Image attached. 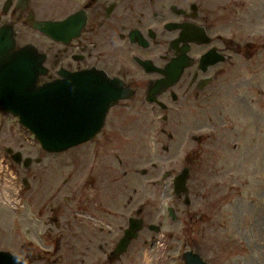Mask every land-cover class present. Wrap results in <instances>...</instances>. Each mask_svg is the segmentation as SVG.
I'll list each match as a JSON object with an SVG mask.
<instances>
[{
    "label": "flooded vegetation",
    "instance_id": "af4514ba",
    "mask_svg": "<svg viewBox=\"0 0 264 264\" xmlns=\"http://www.w3.org/2000/svg\"><path fill=\"white\" fill-rule=\"evenodd\" d=\"M32 6L0 0V29L12 31L9 53L29 46L43 56L38 84L92 70L116 83L111 93L127 95L109 105L95 135L61 151L37 140L27 149L33 134L0 108L1 163L10 171L0 192V251L20 264H116L139 240L147 244L146 231H160L149 221L155 187L171 195L172 186L173 200L190 203L195 143L213 133L232 40L218 31L208 0H62L61 14L41 18ZM44 20L54 23L52 35L35 28ZM175 150L187 151L181 169L155 174L154 151L171 161ZM182 171L187 192H176ZM173 205L166 210L176 220Z\"/></svg>",
    "mask_w": 264,
    "mask_h": 264
},
{
    "label": "rangeland",
    "instance_id": "374dc122",
    "mask_svg": "<svg viewBox=\"0 0 264 264\" xmlns=\"http://www.w3.org/2000/svg\"><path fill=\"white\" fill-rule=\"evenodd\" d=\"M32 2L39 18L62 13L55 11L62 0ZM208 6L218 14V31L232 40V58L227 80L215 88L213 133L195 143L197 159L187 182L190 203L173 200L172 186L171 195L155 187L149 221L160 231H146L147 244L139 240L116 264H184L186 250L211 264H264V0H208ZM201 123L209 127L204 119ZM26 137L28 149L36 140ZM186 152L172 151L170 161L154 151V173L179 171ZM1 168L0 192L4 176H10L0 154ZM33 172L34 166L28 175ZM168 204H174L176 220L168 216Z\"/></svg>",
    "mask_w": 264,
    "mask_h": 264
},
{
    "label": "water",
    "instance_id": "95a60500",
    "mask_svg": "<svg viewBox=\"0 0 264 264\" xmlns=\"http://www.w3.org/2000/svg\"><path fill=\"white\" fill-rule=\"evenodd\" d=\"M53 24L44 20L34 26L52 35ZM11 32L0 29V40L9 34L8 44L0 42V108L16 115L20 124L49 151H61L95 135L109 105L127 93L122 89L111 93L109 90L115 88L116 83L108 80L105 74L92 70L65 74L63 79L38 84L39 75L45 72L43 56L29 46L9 53L13 46ZM185 181L186 173L182 171L174 181L176 192H187ZM188 201L186 196L185 202ZM138 228L134 226L132 230ZM131 233V230L127 231V234ZM183 258L184 264H211L192 250H186ZM0 264L20 262L0 251Z\"/></svg>",
    "mask_w": 264,
    "mask_h": 264
},
{
    "label": "bare ground",
    "instance_id": "6f19581e",
    "mask_svg": "<svg viewBox=\"0 0 264 264\" xmlns=\"http://www.w3.org/2000/svg\"><path fill=\"white\" fill-rule=\"evenodd\" d=\"M258 21H261V20H258Z\"/></svg>",
    "mask_w": 264,
    "mask_h": 264
}]
</instances>
